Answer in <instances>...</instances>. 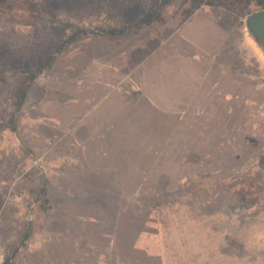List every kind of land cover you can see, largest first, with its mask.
<instances>
[{
  "label": "rangeland",
  "instance_id": "1",
  "mask_svg": "<svg viewBox=\"0 0 264 264\" xmlns=\"http://www.w3.org/2000/svg\"><path fill=\"white\" fill-rule=\"evenodd\" d=\"M202 10L228 32L236 107L197 110L171 180L115 192L112 209L147 220L143 242L165 264H264V50L246 26L256 0H23L13 15L27 30L0 27V264L30 262L33 232L54 229L70 196H92L76 189L77 139L87 133L78 121L102 94L89 78L123 64L126 51L145 57L139 48H155Z\"/></svg>",
  "mask_w": 264,
  "mask_h": 264
},
{
  "label": "crops",
  "instance_id": "2",
  "mask_svg": "<svg viewBox=\"0 0 264 264\" xmlns=\"http://www.w3.org/2000/svg\"><path fill=\"white\" fill-rule=\"evenodd\" d=\"M160 39L155 48L138 49L145 57L126 51L123 64H104L100 76L89 78L102 94L78 121L87 133L77 139L76 189L92 196H70L54 229L33 232L37 244L21 264H165L143 242L147 220L113 212L112 195L168 183L173 158L189 140L190 118L208 109L230 115L239 76L236 57L226 51L228 32L212 11L196 13Z\"/></svg>",
  "mask_w": 264,
  "mask_h": 264
},
{
  "label": "trees",
  "instance_id": "3",
  "mask_svg": "<svg viewBox=\"0 0 264 264\" xmlns=\"http://www.w3.org/2000/svg\"><path fill=\"white\" fill-rule=\"evenodd\" d=\"M257 6L259 7L258 11L264 10V0H256ZM23 4V0H0V27L6 31H23L27 30L29 24L19 18H16L13 15L18 8ZM256 11V12H258ZM140 26V25H138ZM78 33H81L85 36L94 34V35H104L109 37H116L122 34L120 31H93V30H80ZM72 39L74 37H71ZM71 39L66 40L65 44H68ZM51 61L44 62L41 66L37 68L36 71L29 75L28 88L40 77L42 74L51 66ZM25 92L23 93V95ZM8 262V261H7Z\"/></svg>",
  "mask_w": 264,
  "mask_h": 264
},
{
  "label": "water",
  "instance_id": "4",
  "mask_svg": "<svg viewBox=\"0 0 264 264\" xmlns=\"http://www.w3.org/2000/svg\"><path fill=\"white\" fill-rule=\"evenodd\" d=\"M246 26L264 50V10L252 13L247 19Z\"/></svg>",
  "mask_w": 264,
  "mask_h": 264
}]
</instances>
